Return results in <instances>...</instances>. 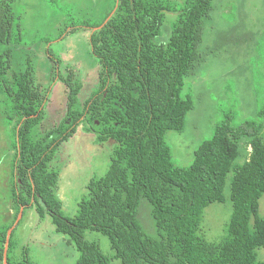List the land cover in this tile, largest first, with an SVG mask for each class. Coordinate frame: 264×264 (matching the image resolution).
I'll return each mask as SVG.
<instances>
[{
  "label": "trees",
  "instance_id": "16d2710c",
  "mask_svg": "<svg viewBox=\"0 0 264 264\" xmlns=\"http://www.w3.org/2000/svg\"><path fill=\"white\" fill-rule=\"evenodd\" d=\"M213 1L187 0L178 8L169 0H115L106 22L92 28L102 65L98 90L81 107L82 85L70 72L64 80L67 117L50 130L42 129L47 91L35 83L32 62L15 71L10 49L0 52V86L17 116L12 146L19 209L49 214L57 233L79 252L80 264H264V111L242 122L227 114L187 168L174 163L166 140L169 131L184 130L194 109L185 81L199 59ZM167 13H178L177 19L167 41L158 44ZM15 21L11 2L0 0V44L22 43ZM80 127L94 133L97 144L115 146L108 172L91 180L69 218L57 197L61 172L53 163ZM227 187L233 213L226 235L208 242L200 234L204 211L226 201ZM144 205L155 236L142 224ZM9 230L0 237V263L7 243V264H33L25 252L13 257ZM89 232L106 236L112 254L88 240Z\"/></svg>",
  "mask_w": 264,
  "mask_h": 264
},
{
  "label": "rangeland",
  "instance_id": "374dc122",
  "mask_svg": "<svg viewBox=\"0 0 264 264\" xmlns=\"http://www.w3.org/2000/svg\"><path fill=\"white\" fill-rule=\"evenodd\" d=\"M9 1L16 17L15 31L19 26L23 41L20 45L0 44V52L10 49L15 71L32 62L35 83L47 91L42 129L50 130L67 117L68 89L64 80L70 72L82 85L78 95L81 107L97 92L102 65L93 52L92 28L106 22L115 0ZM169 1L181 8L187 0ZM177 14L167 13L156 43L167 41ZM185 92L193 97L194 109L188 114L183 131H169L166 135L173 161L181 168L192 165L201 144L213 136L227 114L234 113L242 122L258 119L257 110L264 111V0L213 1L210 16L204 21L199 59L185 81ZM16 123L12 103L0 86V237L10 229L7 242L12 236V255L17 260L25 252L33 264H80L79 252L67 236L57 233L49 214L41 218L36 207L19 209L12 146ZM114 146V141L97 144L95 134L81 127L63 142L53 165L61 172L57 197L65 216L72 218L77 214L88 184L108 172ZM232 213L227 187L226 201L204 211L200 234L208 242H219L226 235ZM260 214L264 218V195ZM140 216L147 233L155 236L146 205ZM86 238L97 242L105 254H112L106 236L89 232ZM7 250L6 243L4 264ZM259 255L264 261V250Z\"/></svg>",
  "mask_w": 264,
  "mask_h": 264
},
{
  "label": "water",
  "instance_id": "95a60500",
  "mask_svg": "<svg viewBox=\"0 0 264 264\" xmlns=\"http://www.w3.org/2000/svg\"><path fill=\"white\" fill-rule=\"evenodd\" d=\"M9 233H11V231H9ZM5 264H7V259L5 260Z\"/></svg>",
  "mask_w": 264,
  "mask_h": 264
}]
</instances>
